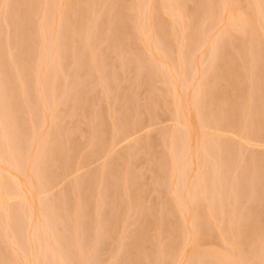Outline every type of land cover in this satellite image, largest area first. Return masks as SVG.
<instances>
[{
  "label": "rangeland",
  "instance_id": "1",
  "mask_svg": "<svg viewBox=\"0 0 264 264\" xmlns=\"http://www.w3.org/2000/svg\"><path fill=\"white\" fill-rule=\"evenodd\" d=\"M228 2L0 0V264H264V0Z\"/></svg>",
  "mask_w": 264,
  "mask_h": 264
},
{
  "label": "bare ground",
  "instance_id": "2",
  "mask_svg": "<svg viewBox=\"0 0 264 264\" xmlns=\"http://www.w3.org/2000/svg\"><path fill=\"white\" fill-rule=\"evenodd\" d=\"M236 1H238L239 3L241 2L242 4H245V3H247L248 0H231V4L229 3V2H230V0H229V2H228L229 5H228V6L231 7V6L234 4V2H235V3H238V2H236ZM232 2H233V4H232ZM228 3H227V4H228ZM241 3H240V4H241ZM260 3H262V0H254V5H258V4H260ZM227 4H226V6H227ZM235 6H236V9H237L238 6H237V5H235ZM240 6H241V5H240ZM66 7H67V6H66ZM232 7H233V6H232ZM232 7H231V8H232ZM70 8H71V7H70ZM233 8H234V7H233ZM233 8H232V9H233ZM227 9H228V8H227ZM229 9H230V8H229ZM229 9H228V10H229ZM60 10H61V9H60ZM67 10H69L68 7H67ZM230 11H231V10H230ZM230 11L228 12V15H229ZM233 11H234V10H233ZM233 11H232V12H233ZM232 12H231V13H232ZM238 12H239V10H237V13H238ZM119 13H120V12H119ZM233 13H234V12H233ZM65 14H66V13H65ZM235 14H236V13H235ZM239 14H240V13H239ZM242 15H243V14H242ZM232 16H233V14H232ZM66 17H67V15H66ZM226 17H227V16H226ZM244 17H245V16H244ZM121 18H123V17L120 16V19H119L120 21H121ZM230 19L232 20L231 17H230ZM230 19H229V21H228L227 19H225V20H227L226 22H229V26H230V23H231V22H230V21H231ZM236 19H237V18H234V20L232 21V24H231V25L233 26V28H235V27H237V26L239 27V25L237 24V23H238L237 20L240 19V18H238L237 20H236ZM122 20L125 22L124 19H122ZM126 21H127V20H126ZM121 22H122V21H121ZM233 22H234V25H233ZM244 22H245V20H244ZM240 23H243V21H241ZM246 24H247V23H246ZM224 25H225V23H224ZM227 25H228V24H227ZM248 25H249V24H248ZM71 26H72V25H71ZM71 26H70V27H71ZM229 26H228V27H229ZM57 27H58V26H57ZM63 27H64V24H63ZM70 27H69V29H70ZM226 27H227V26H226ZM228 27H227V28H228ZM242 27H243V26H242V24H241V27H240V28H241V31H243ZM240 28H239V29H240ZM243 28H244V27H243ZM245 28H247V27H245ZM58 29H59V28H58ZM65 29L67 30V26L65 27ZM65 29H64V30H65ZM69 29H68V30H69ZM225 29H226V28H225ZM15 30H16V29H15ZM68 30H67V33H69ZM229 30H232V29H229ZM237 30H238V29H237ZM245 30H246V29H245ZM62 31H63V29H62ZM116 31H117V30H116ZM233 31H236V28H235V30H233ZM14 32H15V31H14ZM118 32H119V30H118ZM120 32H121V31H120ZM252 32H253V31H252ZM18 33H19V32H18ZM59 33H60V32H59ZM67 33H66V31H65L64 35H65V34L67 35ZM242 33H243V32H242ZM245 33H246V32H245ZM247 33H248V32H247ZM60 34H61V37L63 38V40H66V39L64 38V36H63V33L61 32ZM18 35H19V34H18ZM68 35H69V34H68ZM241 35H242V34H241ZM241 35H240V38H241ZM245 35H246V34H245ZM18 38H21V37L18 36ZM21 39H22V41H23V38H21ZM26 39H27V37H26ZM67 39H68V38H67ZM15 42H16V41H15ZM25 42H26V41H25ZM23 43H24V42H22V44H23ZM27 43H28V41H27ZM29 43H30V42H29ZM29 43H28V46L31 45V44H29ZM5 45H6V44H5ZM5 45H4V47H6ZM16 46H17V45H16ZM16 46H15V47H16ZM28 46H26V47H28ZM18 47H19V44H18ZM239 48H240V47H239ZM241 48H242V47H241ZM1 49H2V48H1ZM17 49H18V48H17ZM17 49H15V50H17ZM20 49H21V47H20ZM21 50H22V49H21ZM5 52H6V51H5ZM244 52H245V51H244ZM2 53H3V50H2ZM18 53H19V52H18ZM37 53H38V52H37ZM226 53H227V51H226ZM66 54H67V53H66ZM241 55H243V53H242ZM64 57H65V56H64ZM226 57H227V56H226ZM228 57H230V56H228ZM1 58H2V57H1ZM40 59H41V58H40ZM0 66H1V65H0ZM1 69H3V68H1ZM234 69L236 70V68H234ZM24 70H25V69H24ZM229 72H230V71H229ZM229 72H228V73H229ZM233 72H234V71H233ZM233 72H232L231 75L227 73V74H228V78H229V76H230V77H231V76L233 77V75H234ZM220 73H221V72H220ZM234 73H235V72H234ZM225 74H226V72H225ZM225 78H227L226 75H225ZM2 81H3V80H2ZM233 88H234V87H233ZM234 89H235V88H234ZM37 90H38V89H37ZM37 90H36V92H35V90H34V93H35L34 95L40 94L39 92H37ZM40 90H41V89H39L38 91H40ZM217 94H218V93H217ZM226 94H228V93H225V95H226ZM223 95H224V94H223ZM18 96H19V95H18ZM231 96H233V95H231ZM10 97H11V96H10ZM15 97H16V96H15ZM221 97H222V96H221ZM226 97H228V96L226 95ZM234 97H235V96H234ZM234 97L232 98V100H234ZM12 98H13V96H12ZM12 98H11V99H12ZM68 98H69V96L67 97V100H68ZM13 99H14V98H13ZM15 99H16V98H15ZM223 99H224V100H222V102L225 101V96H224ZM16 100H17V99H16ZM69 100H70V99H69ZM228 100H229V99H227V103L224 105V106L226 107V110H228L227 108H229V106H228L227 104H228V102H230V101H228ZM11 102H12V100H11ZM224 103H225V102H223L222 104H224ZM230 103H231V102H230ZM231 104H232V103H231ZM11 105H12V104H11ZM226 105H227V106H226ZM231 106L234 107L233 104H232ZM231 106H230V108H231V112H232V115L234 116V112H235L236 110L233 112L232 109L236 108V106H235L234 108H232ZM222 107H223V106H222ZM1 109H2V108H1ZM3 110H4V111L7 110L6 107H4ZM3 110H1V112H2ZM226 110H225V111H226ZM8 111L10 112V108L8 109ZM8 111H7V113H9ZM229 111H230V110H229ZM4 114H6V113L4 112ZM224 114L226 115V114H227V111H226ZM6 115H8V114H6ZM6 115H4V118H6V120H7V116H6ZM13 115H14V113L12 114V117H13ZM227 116H228V115H227ZM17 117H18V116H17ZM127 119H128V118H127ZM127 119H126V121H127ZM124 120H125V119H124ZM129 120H130V118H129ZM11 121H12V120H11ZM2 122H3V121H2ZM1 125H2V123H1ZM7 125H8V123H7ZM18 126H19V125H18ZM0 127H1V126H0ZM3 127H4V126L2 125V128H3ZM8 127H9V126H8ZM12 127H13V126H12ZM19 128H20L22 131L24 130V129H22L21 127H19ZM4 129H5V128H4ZM15 129H16V128H15ZM1 132H2V131H1ZM19 132H20V131H19ZM58 135H59V133H58V134H55L56 140H54L55 142L53 141V142L55 143V146H56L57 143H60V141H59L58 138H57ZM60 136H61V134H60ZM62 136H63V135H62ZM61 138H62V137H61ZM61 138H60V140H61V142H62V141H63L62 139L64 138V136H63L62 139H61ZM54 139H55V138H54ZM57 141H58V142H57ZM56 142H57V143H56ZM54 143H53V144H54ZM60 144H61V143H60ZM60 144H58V145H60ZM55 146H54L53 148H55ZM58 149H59V148H58ZM56 151H58V150H56ZM52 153H53V152H52ZM49 154H50V153H49ZM49 154H48V155H49ZM52 155H53V154H50V155H49L50 158H51ZM254 155H255V154H254ZM253 157H254V156H253ZM253 157H252V159H251L252 161H254ZM54 158H55V156H54ZM52 159H53V157L51 158V160L47 161V165H46L47 167H48V165L50 166V162H51V164H52ZM257 159H258V158H257ZM47 160H48V158H47ZM54 161H55V160H54ZM54 161H53V163L55 164ZM253 163H254V162H253ZM253 163H252V164H253ZM54 164H52L51 167H53ZM0 165H1V164H0ZM28 165H29V162H27V167H26V169H29V168H28ZM253 165H254V164H253ZM25 166H26V165H25ZM29 166H30V165H29ZM44 166H45V165H44ZM252 167H253V166H252ZM40 168H41V167H40ZM42 171H43V170H42ZM47 172H51V168H50V169L48 168V171H47ZM45 173H46V172H45ZM45 173H44V174H45ZM49 175H50V174H49ZM17 181H18V180H16L15 183H14L15 187H16V182H17ZM18 182H19V181H18ZM21 183H22V182H20V185H22ZM17 185L19 186V183H18ZM18 186H17V187H18ZM22 187H24V186L22 185V186H20V187H18V188H20V191L23 190V193L25 194V193L27 192V188H26V192H25V191H24L25 188H24V189H21ZM31 189H32V188H31ZM33 189H35V188H33ZM33 189H32L31 191H30V188L28 189L27 196H28L29 193H30V196H32L31 193L33 192ZM2 190H3V189H2ZM2 190H1V191H2ZM29 191H30V192H29ZM21 194H22V193L20 192V195H21ZM24 194H23V195H24ZM32 194H33V193H32ZM5 196H6V195H5ZM5 196L2 197V203L4 204L5 201H6V204H5L6 206H5L4 211H6V208L8 207V205H7L8 202H7V200H5ZM24 196L27 197L26 194H25ZM30 196H29V197H30ZM19 197H20V196H19ZM19 197H18V198H19ZM25 197H24V198H25ZM32 197H33V196H32ZM27 199H28V197L26 198V200H27ZM64 199H65V198H64ZM68 199H69V198H68ZM68 199H67V200H68ZM23 200H24V199H23ZM32 200H33V198H32ZM62 200H63V199H62ZM106 200H107V199H106ZM254 200H255V199H254ZM78 201H79V200H78ZM259 201H260V200H259ZM21 202H22V200H21ZM27 202H28V205H27V207H26V203H27ZM27 202L25 201V202H24L25 204L23 203V204L25 205V207H24V205L22 204V210H23V208H24L25 210H27V212L25 211V213H29V215L31 216V215L33 214V212H37V211H36V209L34 210V208H33V212H32V210H31V209H32V207H31V204H32L31 202H32V201H31V200H30V201L27 200ZM29 202H30V203H29ZM33 202H34V201H33ZM61 202H62V201H61ZM66 202H68V201H66ZM257 202H258V201H257ZM0 203H1V202H0ZM34 203H35V202H34ZM36 203H37V202H36ZM64 203H65V202H64ZM249 204H250V202H249ZM252 204H254V203H252ZM0 205H1V206H0L1 209L4 208V205H3V206H2V204H0ZM29 205H30V206H29ZM32 206L35 207V204H32ZM41 206H42V204H41ZM28 207H29V209H28ZM37 207H38V206H37ZM180 207L183 208L181 205H180ZM184 208H185V207H184ZM189 208H190V206H189ZM39 209H40V208H39ZM2 210H3V209H2ZM28 210L31 211V214H30V212H29ZM40 210H41V209H40ZM183 210H186V208L183 209ZM189 210H190V209H189ZM196 211H197V210H196ZM201 211H202V210H200V212H201ZM39 212H43V211H39ZM142 212H143V211H142ZM186 212H187V210H186ZM198 212H199V210H198ZM189 213H190V211H189ZM200 214H201V213H200ZM33 215H34V214H33ZM195 215L197 216L198 214H195ZM189 217H191L190 214H189ZM197 217H198V216H197ZM199 217H201V216L199 215ZM199 217H198V218H199ZM198 221H199V220H198ZM199 223H200V222H199ZM182 224H183V226H184V223H182ZM201 224H202V223H201ZM185 225H186V224H185ZM86 226H87V225H86ZM143 226H144V225H143ZM28 227H29V228H28V230H29V229H30V226H28ZM141 227H142V226H141ZM198 227H199V226H198ZM200 227H201V226H200ZM139 230H140V229H139ZM143 230H144V229H143ZM145 230H147V229H145ZM15 231H16V228H15ZM32 231H33V234H32V232H31L30 235H31V237H32V235H33V237L35 238V236H36V234L34 233L35 231H34L33 229H32ZM27 232H28V231H27ZM27 232H26V241H28V242H26V244H27V243H28V244H29V243L31 244V239L33 240V237L30 239V241H29V239L27 240V237L30 236V235H28ZM144 232H145V231H144ZM40 233H41V232H40ZM34 234H35V235H34ZM38 235H39V233H38ZM43 236H46V235H43ZM39 237H40V236H39ZM41 237H42V235H41ZM49 237H50V238H49ZM49 237H47V238L49 239V241H51V236H49ZM35 239H36V238H35ZM65 239H66V238H65ZM42 240H43V239H42ZM44 241H45V240H44ZM46 241H47V240H46ZM49 241H47V242H49ZM65 241H66V240H65ZM66 242H67V241H66ZM30 244H29V245H30ZM42 246H43V245H42ZM49 246H50V245H49ZM53 246H54V245H53ZM29 247H30V246H29ZM44 247H45V245H44ZM193 247H194V246H193ZM198 247H200V245H199ZM50 248H51V247H50ZM53 248H54V247H53ZM200 248L203 249L202 247H200ZM28 249H29V248H28ZM184 249H185V247H184ZM26 250H27V248H26ZM31 250H32V249H31ZM193 250H194V249H193ZM204 250H205V249H204ZM204 250H203V254L206 253V251H207V250H205V251H204ZM17 251H18V250H17ZM209 251H210V250H209ZM52 252H53V251H52ZM199 252H200V251H199V249H198V255H199ZM210 252L213 254V255H212V256H213V264H214L215 262H216V264H217V261H216V259L218 260L217 256L214 255L213 250L210 251ZM217 252H218V251H217ZM69 253H70V252H69ZM69 253H68V254H69ZM218 253H219V252H218ZM55 254H57V252H56ZM187 254H188V253H187ZM194 254H195V253H194ZM196 254H197V252H196ZM196 254H195V256H196L197 258L201 255V253H200L199 256H197ZM215 254H216V251H215ZM32 255H33V254H32ZM32 255H29L28 257L31 256L30 259H32ZM66 255H67V254H66ZM129 255H130V253H129ZM191 255H192V257H191V259H190V256H191ZM191 255H189V257H188V258L190 259L189 261L191 262L190 264H193V263L196 264V261L193 260V254H191ZM205 255H206V254H205ZM205 255H202V259H203V257H204ZM220 255H221V252H220ZM226 255H227V254H226ZM25 256H26V255H25ZM52 256L56 257L57 255L55 256V255H54V252H53ZM206 256H208L207 259L210 260L211 254L208 253V255H206ZM206 256H205V258H206ZM227 256H229V255H227ZM22 257L24 258V256H22ZM218 257H220V256H218ZM230 257H231V256H230ZM25 258L27 259V257H25ZM25 258H24V259H25ZM197 258H195V260H196ZM200 258H201V257H199V261H200ZM28 259H29V258H28ZM202 259H201V260H202ZM228 259H230V258H228ZM228 259H227V260H228ZM192 260H193V261H192ZM208 260H207V261H208ZM211 260H212V259H211ZM214 260H215V261H214ZM221 260H223V261L225 260V258L222 259V255H221L220 260H218V262H220ZM227 260H225V262H227ZM30 261H31V260H30ZM54 261H55V260H54ZM202 261H203V260H202ZM233 261H234V259H233ZM237 261H238V260H237ZM204 262H205V264H207L205 260H204ZM209 262H211V261H209ZM18 263H19V262H18ZM56 263L58 264V262H56ZM186 263H187V262H186ZM202 263H203V262H201V264H202ZM237 263L239 264V261H238ZM237 263H236V264H237ZM19 264H21V261H20ZM26 264H27V263H26ZM30 264H31V263H30ZM209 264H210V263H209ZM211 264H212V262H211ZM222 264H223V263H222ZM230 264H232V261L230 262Z\"/></svg>",
  "mask_w": 264,
  "mask_h": 264
}]
</instances>
